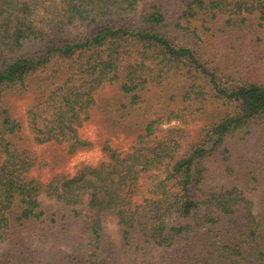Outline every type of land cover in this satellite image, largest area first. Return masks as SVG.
Here are the masks:
<instances>
[{
  "label": "trees",
  "instance_id": "trees-1",
  "mask_svg": "<svg viewBox=\"0 0 264 264\" xmlns=\"http://www.w3.org/2000/svg\"><path fill=\"white\" fill-rule=\"evenodd\" d=\"M263 183L264 0H0V264H264Z\"/></svg>",
  "mask_w": 264,
  "mask_h": 264
},
{
  "label": "rangeland",
  "instance_id": "rangeland-1",
  "mask_svg": "<svg viewBox=\"0 0 264 264\" xmlns=\"http://www.w3.org/2000/svg\"><path fill=\"white\" fill-rule=\"evenodd\" d=\"M30 100H31V93L27 96L17 98L16 105L18 106V111L20 114L24 113L26 106L30 102ZM176 125L184 126L185 132L190 135L192 134V132L196 131L197 129L196 124L192 123V118L185 125L178 120H172L170 122L161 121L157 125V128L161 131L160 134L163 135V129ZM83 133L88 138L93 139V141H96L100 138V136H103L102 134H100L98 126L92 122H88L84 125ZM142 136L140 135L130 136L128 138H125L122 135L119 138H115L114 143L124 147V146H132L134 144H140V142L142 143L147 142V139ZM104 160H105V156L100 145L95 144L92 148L87 150H80L77 153H75L73 156H71L68 160H66L65 168L70 174H74L81 164L96 166ZM260 189L264 190V183L263 186H261V188L259 187V190Z\"/></svg>",
  "mask_w": 264,
  "mask_h": 264
}]
</instances>
